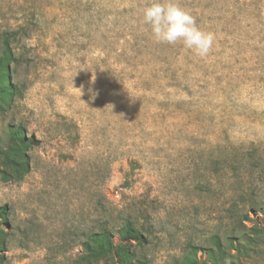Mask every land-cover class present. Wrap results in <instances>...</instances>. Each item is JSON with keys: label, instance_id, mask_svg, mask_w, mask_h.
I'll return each instance as SVG.
<instances>
[{"label": "rangeland", "instance_id": "rangeland-1", "mask_svg": "<svg viewBox=\"0 0 264 264\" xmlns=\"http://www.w3.org/2000/svg\"><path fill=\"white\" fill-rule=\"evenodd\" d=\"M149 2L0 0V40L26 33L0 137L21 124L39 141L0 181L4 264H79L90 233L127 221L147 264H180L241 197L264 207V0H177L214 34L204 58L153 40ZM235 264H264V245Z\"/></svg>", "mask_w": 264, "mask_h": 264}, {"label": "trees", "instance_id": "trees-1", "mask_svg": "<svg viewBox=\"0 0 264 264\" xmlns=\"http://www.w3.org/2000/svg\"><path fill=\"white\" fill-rule=\"evenodd\" d=\"M19 30L5 31L0 40V112L9 108L19 93V87L10 80V65L18 61L12 42ZM34 136H27L21 124H9L4 137H0V181H20L30 169L29 148L38 144ZM255 163H248L253 168ZM257 166V165H256ZM260 172V171H259ZM259 213V219L249 216ZM227 221L219 222L217 229L208 237L206 246L187 245V252L180 264H201L197 257L200 250L203 264L243 263L256 255L264 245V207L251 195L241 197L230 207ZM7 207L0 206V264H4L7 230L1 225L6 220ZM246 223H249L246 225ZM147 237L134 223L127 221L117 231V238L107 227L90 233L81 243L79 264H147L139 257L135 247H143Z\"/></svg>", "mask_w": 264, "mask_h": 264}, {"label": "clouds", "instance_id": "clouds-1", "mask_svg": "<svg viewBox=\"0 0 264 264\" xmlns=\"http://www.w3.org/2000/svg\"><path fill=\"white\" fill-rule=\"evenodd\" d=\"M142 22L150 28L156 43L180 42L201 58L206 57L214 45V34L201 29L196 18L177 0H150L142 9Z\"/></svg>", "mask_w": 264, "mask_h": 264}]
</instances>
